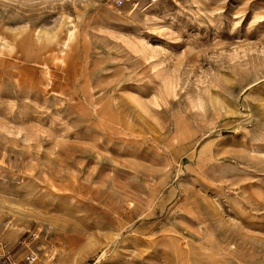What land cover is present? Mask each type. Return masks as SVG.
Listing matches in <instances>:
<instances>
[{
	"label": "rangeland",
	"instance_id": "374dc122",
	"mask_svg": "<svg viewBox=\"0 0 264 264\" xmlns=\"http://www.w3.org/2000/svg\"><path fill=\"white\" fill-rule=\"evenodd\" d=\"M0 238L264 264V0H0Z\"/></svg>",
	"mask_w": 264,
	"mask_h": 264
},
{
	"label": "built area",
	"instance_id": "2783aa9c",
	"mask_svg": "<svg viewBox=\"0 0 264 264\" xmlns=\"http://www.w3.org/2000/svg\"><path fill=\"white\" fill-rule=\"evenodd\" d=\"M111 1L116 7L121 8L131 0H111ZM156 1L158 0H152V2H156ZM0 248H3V243L1 242V240H0ZM0 257L4 259L3 261H0V264H38V260H39V255L33 250H29L20 260L12 258L10 255H7L6 253L0 254Z\"/></svg>",
	"mask_w": 264,
	"mask_h": 264
},
{
	"label": "crops",
	"instance_id": "0c3cea01",
	"mask_svg": "<svg viewBox=\"0 0 264 264\" xmlns=\"http://www.w3.org/2000/svg\"><path fill=\"white\" fill-rule=\"evenodd\" d=\"M10 243H11V242H10ZM26 253H27V252H26ZM26 253H25V254H26ZM25 254H24V255H25ZM24 255H23V256H24ZM23 256H22V257H23ZM16 259H17V258H16ZM17 260H20V259H17Z\"/></svg>",
	"mask_w": 264,
	"mask_h": 264
},
{
	"label": "bare ground",
	"instance_id": "6f19581e",
	"mask_svg": "<svg viewBox=\"0 0 264 264\" xmlns=\"http://www.w3.org/2000/svg\"><path fill=\"white\" fill-rule=\"evenodd\" d=\"M66 44H67V42H66ZM68 45V44H67Z\"/></svg>",
	"mask_w": 264,
	"mask_h": 264
}]
</instances>
